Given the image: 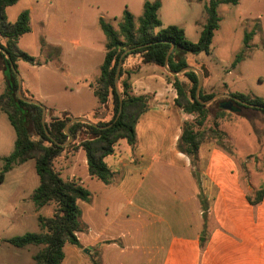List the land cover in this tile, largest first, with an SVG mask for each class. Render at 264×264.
Here are the masks:
<instances>
[{"label":"crops","instance_id":"1","mask_svg":"<svg viewBox=\"0 0 264 264\" xmlns=\"http://www.w3.org/2000/svg\"><path fill=\"white\" fill-rule=\"evenodd\" d=\"M240 1L237 0L236 4ZM14 5L6 7L5 14ZM52 5L44 0L28 3L24 10L28 11L30 29L18 37L17 45L22 50L20 41L23 37L29 33L35 37L40 35L42 51L46 52L43 54L48 60L54 58L57 61L63 56L69 60L68 70L74 81L66 82L64 91L79 102L83 101L81 93L85 89L96 99L97 106L79 107L77 110L58 106L50 93L41 89V83L34 89L23 75L20 76L22 87L54 116L66 113L71 117L83 116L92 122L106 121L110 100L101 105L91 85L100 74L105 47L102 45V49L98 50L100 59L94 63L92 70V62L86 65L85 61L95 51L91 43L92 34L83 36L81 19L67 25V21L58 16L56 4L55 7ZM124 8L120 9L121 12ZM93 15L96 21L98 12ZM160 21L162 26L175 25H164ZM183 33L185 36L184 30ZM19 61H16L17 68L20 67ZM58 62L63 64L62 60ZM137 63V59L131 57L126 60L125 66L133 68ZM38 64L35 59L31 62L32 67ZM76 64L77 67H74ZM21 66L25 67L24 64ZM199 70L203 74V87L210 91L217 89V93L237 92L257 96L246 91L245 86L239 91L236 85L228 84L227 78L220 80L222 85L216 86L213 79L205 84L210 74L204 68ZM235 72L238 73L232 83L242 81L240 72ZM230 73L227 72L228 75ZM2 81L4 76L0 71V83ZM172 82L164 68L152 63H141L130 74L131 93L146 95L148 108L135 123L136 144L131 146L126 139L120 138L114 143L112 152L103 158L112 173L109 183L88 173L82 148L67 150L54 161V168L60 177L63 176L62 179L76 181L89 191L88 200L76 201L80 209L81 229L75 233L79 245H63L62 264H264V173L261 177L248 176L246 186V177H242L236 158L209 137L200 141L197 162L192 166L188 156L178 150L177 142L183 122L191 120L193 115L176 104V90ZM97 110L105 112L102 116H95ZM8 122L12 130L7 128L0 135V146L7 153L5 156L10 153L16 138L9 119ZM30 168L33 179L28 181L24 175ZM10 175V189L2 199L3 185ZM34 179L36 183H33ZM38 184L34 159L22 162L4 174L0 182V238H10L4 236L12 227L10 218L16 214L17 204L26 200L28 193L31 190L33 193ZM261 187L262 198L253 205L248 195L253 196ZM201 199L206 206L205 218ZM8 202H12L11 213L4 212ZM44 207L36 209L34 205L28 206V211L22 214L34 218L39 228L36 217L42 214ZM37 249L35 245L24 248L0 246L2 254H13L18 261L16 264H22L23 257L29 258L27 264H34L33 255Z\"/></svg>","mask_w":264,"mask_h":264},{"label":"trees","instance_id":"2","mask_svg":"<svg viewBox=\"0 0 264 264\" xmlns=\"http://www.w3.org/2000/svg\"><path fill=\"white\" fill-rule=\"evenodd\" d=\"M16 1L0 0V71L4 76L5 84V93L0 94V111L7 115L16 134L12 151L8 155L0 157L2 160L0 182L8 170L28 159H34L39 184L33 190L31 201L36 209L54 203L55 210L49 216L37 215L39 232H26L7 238L3 242L17 248H24L28 245L37 246L38 249L33 255L34 264H62L63 245L65 243L79 245L75 233L81 229L79 223L80 209L76 201L78 199L88 200L89 191L76 181L62 179L54 168V161L67 150L74 151L82 148L87 160L88 173L104 183H109L112 173L107 168L103 158L112 152L114 143L120 138L126 139L131 146L136 144L135 123L138 117L148 108V97L146 95L136 96L131 93L130 74L141 63H152L164 68L165 55L170 43H173L174 47L168 57L167 66L173 71H179L188 65L183 59L184 54L208 53L213 32L218 28L220 20L216 12L217 5L219 3L236 4L237 0H210L209 4L204 6L205 21L196 42L186 39L183 30L176 25L162 26L158 17L159 0L143 1L142 14L137 19V23L127 8L122 10L121 19L116 26L99 17L98 25L105 36V53L100 66V74L91 85L93 93L101 105L110 100L112 116L108 121L93 123L78 121L71 123L69 134L72 140L67 145H61L68 137L63 129L71 116L66 113H64V116H52L50 122H45L43 125L41 122V106L24 102L16 96L17 77L10 65L13 64L17 70L16 61H34V57L20 50L17 45L18 37L30 29L28 11H21L14 22H10L5 14V8L13 5ZM252 33V31L245 33V44H247V40ZM126 49L128 51L122 56L118 76L121 111L116 118L119 108V96L114 87V74L118 59ZM131 57L136 58L138 63L133 68H127L125 62ZM241 58L242 54L240 53L236 56L234 63ZM168 75L173 79L172 84L176 90V104L188 114L197 113L199 116H205L206 104L199 102L195 97L198 80L196 72L185 70L176 75H170L169 73ZM24 92L26 93V91ZM213 95V93L204 95L201 89L199 99L207 100ZM230 95L253 105L245 106L225 97V103L232 102L230 111L236 112L242 107H252L264 112V98L237 92H232ZM28 98L34 97L29 95ZM223 103L221 105H224ZM27 108L36 111L31 116V121L38 135L36 140L28 132ZM108 124H110L108 127H102ZM44 126L51 138L46 134ZM217 133L221 134L220 131H217ZM79 134H83V138L78 139ZM203 138L199 131L194 130L193 121L186 120L183 122L177 148L188 156L192 166H195L197 162V148ZM209 138L215 139L214 137ZM217 144L222 147L218 142ZM262 188L257 189L253 196L248 195V200L253 205L261 200ZM201 200L205 218L206 206L203 199Z\"/></svg>","mask_w":264,"mask_h":264},{"label":"rangeland","instance_id":"3","mask_svg":"<svg viewBox=\"0 0 264 264\" xmlns=\"http://www.w3.org/2000/svg\"><path fill=\"white\" fill-rule=\"evenodd\" d=\"M42 2V0H36ZM46 4L50 2L56 4L57 14L60 18L67 21V25L77 23L79 19L82 20L84 35L92 34V45L95 51L87 59L86 65L90 62L93 70V65L100 59L98 50L102 49L104 45V34L101 31L97 20L99 17L104 18L112 25L116 26L121 19V8L127 6L137 19L141 16V5L144 0H44ZM209 0H160L161 7L158 10V17L162 20L164 25L175 24L182 27L185 36L191 41H196L202 24L205 21L204 6L208 4ZM31 0H17L14 7L8 9L6 15L10 22H14L17 13L26 9ZM35 4V2H34ZM98 12V17L94 21V13ZM217 13L220 16L219 28L214 31L213 38L210 44L209 52L200 53H186L183 55L184 61L188 66L194 68H204L209 72V79H206L205 84L210 79H213L216 86L222 85L221 79L227 78L228 84L236 85L237 89L242 91L245 86L246 91L251 94L264 98V0H241L239 4H219ZM35 22V19H34ZM97 30V31H96ZM255 31L247 40V48L245 47V33ZM27 34L20 41L22 51L33 56L35 61H38V66L32 67L31 62L19 61L20 67L17 68L18 74L23 75L25 79L31 82L32 87L37 89L38 84L41 83V89L46 93H50L52 100L58 106H65L72 110H77L79 107L87 109L97 106L96 99L87 90H83L81 97L83 101L77 102L76 98L66 91L63 87L66 82H73L71 72L68 70L69 60L63 56L59 60L46 57L45 51L37 35L36 37ZM48 52V51H47ZM242 53V60L236 65H232L236 56ZM103 55V53H102ZM103 57V56H102ZM72 60V58H70ZM74 59V58H73ZM63 62L62 65L58 61ZM76 61V59H74ZM42 63H46L44 66ZM70 63H74L73 60ZM24 64L25 67L21 66ZM79 66V65H78ZM233 66V67H232ZM77 67V64L74 65ZM237 67V70H236ZM235 68V69H234ZM230 71V75L227 72ZM239 71L242 81L236 80L234 83L231 80ZM180 78H182L180 76ZM183 79V78H182ZM230 85V84H229ZM204 95L215 94L217 89L212 91L201 87ZM5 93L4 81L0 83V94ZM21 93L27 98L29 94L24 92L22 87ZM217 93V92H216ZM22 94V95H23ZM225 97H218L208 104H206L205 116H199L197 113L193 115L191 121L194 124V130L199 131L202 137H214L222 147L227 149L237 160L240 172L244 179V184L248 186L247 177L257 176L261 177L264 173V112L247 107L249 109H238L232 112L224 105ZM224 102V105L221 103ZM244 108V107H243ZM104 110H97L94 115L102 116ZM36 113L31 108L26 109L27 128L33 139H38L37 131L32 123L31 116ZM242 115V116H241ZM0 135L4 134L7 128L12 130L8 122L7 115L0 111ZM52 113L46 111L44 122H50ZM60 116H64V113ZM108 116L106 121L112 116V108L107 107ZM216 130V131H215ZM220 131L221 134L217 133ZM83 138V134H79V138ZM13 148H10L12 151ZM4 147L0 146V157L7 154ZM2 160L0 159V167ZM31 166V165H30ZM24 177L31 181V168L25 172ZM63 177V176H62ZM37 180V177H35ZM34 179L33 183H36ZM11 175L7 177L4 185L1 198L4 199L10 189ZM32 190L28 193L26 200L17 204V212L10 220L13 222L10 230L6 232L4 237H12L21 235L26 232H39L36 227V221L25 213L28 211L26 207L33 206L31 201ZM3 202V200H2ZM12 202H8L4 207V212L11 213ZM55 210L54 203L45 206L42 215H52ZM22 212H25L22 214ZM18 223V224H17ZM4 238H0V246L11 247L10 244L3 242ZM12 250H15L12 249ZM18 259V258H17ZM20 260V259H18ZM13 254H2L0 250V264H16ZM29 258L23 257L22 264H27ZM32 261V260H31ZM18 262V261H17Z\"/></svg>","mask_w":264,"mask_h":264},{"label":"water","instance_id":"4","mask_svg":"<svg viewBox=\"0 0 264 264\" xmlns=\"http://www.w3.org/2000/svg\"><path fill=\"white\" fill-rule=\"evenodd\" d=\"M173 47H174V44L173 43H170V47L169 49L167 50L166 52V55H165V60H164V69L167 73L171 74V75H176L180 72H183L185 70H193L196 72L197 74V77H198V80H197V85H196V89H195V97L196 99L203 103V104H208L209 102H211L212 100L218 98V97H226V98H231L232 100L238 102V103H241L242 105H245V106H253L252 104H249L245 101H242L238 98H234L232 97L229 93H224V92H219V93H216L214 94L211 98L207 99V100H200L199 99V92L201 90V87H202V81H203V74L202 72L198 69V68H194L192 66H185L183 68H181L179 71H173V70H170L167 66V60H168V57L171 53V51L173 50ZM128 51V49H126L119 57L118 59V62H117V66H116V70H115V74H114V87H115V90L116 92L118 93V96H119V108H118V112H117V115H116V118L117 116L120 114V111H121V95L119 93V89H118V76H119V72H120V69H121V59H122V56ZM11 66V69L13 70V72H15L16 74V77H17V89H16V96L24 101V102H28V103H32V104H35V105H38V106H41V122L42 124L44 125V118H45V113H46V108L38 101L36 100L35 98H27L25 96L22 95L21 93V86H22V80H21V77L20 75L18 74L17 70L14 68L13 64L10 65ZM231 105H232V102L229 101L226 105H224V108L228 109V110H231ZM115 118V119H116ZM91 122L93 123L92 121H90L89 119L83 117V116H75V117H71L64 125V133L68 135L67 137V140L62 143L61 145H67L71 142L72 140V137L71 135L69 134V126L71 123L73 122ZM110 124H108L107 126H102L103 128L105 127H108ZM44 129H45V126H44ZM45 132L46 134L49 136V138H51L50 134L48 133V131L45 129Z\"/></svg>","mask_w":264,"mask_h":264}]
</instances>
